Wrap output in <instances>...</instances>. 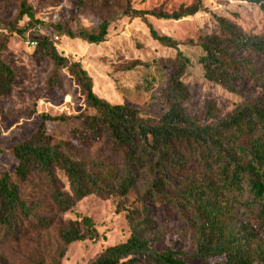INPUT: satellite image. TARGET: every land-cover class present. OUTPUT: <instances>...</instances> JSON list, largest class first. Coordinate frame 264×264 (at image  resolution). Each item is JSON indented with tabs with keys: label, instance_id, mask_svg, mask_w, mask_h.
<instances>
[{
	"label": "trees",
	"instance_id": "1",
	"mask_svg": "<svg viewBox=\"0 0 264 264\" xmlns=\"http://www.w3.org/2000/svg\"><path fill=\"white\" fill-rule=\"evenodd\" d=\"M109 1L78 0L77 15ZM239 1L264 13V0ZM123 3V17L143 20L154 41L177 52L170 86L163 94L168 108L155 119L139 109L109 103L95 93L94 81L80 61L61 55L49 35L39 40L35 54L54 66L49 84L60 86L59 73L65 71L77 83L86 110L73 118L44 115L47 122L67 123V138L57 139L42 126L11 150L13 172L0 168V264H12L13 254H20L22 264H63L71 245L101 239L91 218L64 217L90 196L125 197L142 183L144 202L170 205L185 223L191 250H157L151 239L157 223L144 206L131 218L129 239L106 248L88 264H264V80L263 96L242 103L227 116L220 117L210 104L189 119L177 100L186 94L180 79L190 61L179 50L180 43L155 31L148 17H194L204 11L203 1L172 13L136 10L130 0ZM217 22L227 37H206L201 63L206 79L225 87L240 74L241 64L231 54L245 48L261 51L264 44L247 38L226 19ZM37 24L46 25L35 19L24 0L13 21H0V29L26 37ZM110 25L111 19L105 18L96 29L50 26L61 36L100 45L108 40ZM6 50L0 43L2 99L13 96L19 76L3 61Z\"/></svg>",
	"mask_w": 264,
	"mask_h": 264
},
{
	"label": "rangeland",
	"instance_id": "2",
	"mask_svg": "<svg viewBox=\"0 0 264 264\" xmlns=\"http://www.w3.org/2000/svg\"><path fill=\"white\" fill-rule=\"evenodd\" d=\"M24 0H0V21H13ZM35 12V19L45 23L41 37L49 35L58 52L72 61H80L94 81V91L113 105H125L142 111L145 117L159 119L167 110L163 100L164 90L170 86L177 52L154 41L147 24L138 18L123 17V0H110L109 5L97 3L77 15L78 0H25ZM101 1V0H100ZM136 10L172 13L195 0H130ZM204 11L180 21L158 20L148 17V23L160 35L180 43L179 50L190 61L180 81L186 94L178 99L183 113L193 119L206 111L210 104L216 106L219 116L225 117L242 103L263 96L260 81L264 80V49L245 48L233 52L231 58L241 64L240 74L227 86L210 82L205 77L201 47L206 37L226 38L217 18L226 19L247 38L264 44V13L256 6L239 0H202ZM111 19L108 40L93 45L61 36L53 26L66 30L96 29L102 19ZM27 20L19 25L23 27ZM4 34L0 43L7 46L2 54L19 76L14 84L13 96L0 98V168L13 172L16 167L11 150L32 138L42 126L57 139L67 138V123L45 121L43 116L76 117L85 112L80 89L65 71H60L61 85H50L53 64L38 57L35 49L27 45V38ZM56 38H59V40ZM76 125V124H75ZM98 154L101 149H96ZM107 156L106 154H103ZM95 156V154H94ZM145 186L140 184L127 196L113 195L106 200L90 196L81 201L74 212L64 220L91 218L101 235L98 242L85 241L70 246L63 264H88L106 248L126 242L132 233V216L142 212L144 206L151 210L157 228L151 239L159 251L168 247L191 250L185 223L172 207L154 201H143ZM131 219V220H130ZM136 221L142 219L141 216ZM12 264H22L20 254L11 255ZM140 264V263H137Z\"/></svg>",
	"mask_w": 264,
	"mask_h": 264
},
{
	"label": "built area",
	"instance_id": "3",
	"mask_svg": "<svg viewBox=\"0 0 264 264\" xmlns=\"http://www.w3.org/2000/svg\"><path fill=\"white\" fill-rule=\"evenodd\" d=\"M42 31H43V28L41 27V25L37 24L26 33L27 45L30 48L35 49L38 45L39 40H42L44 38V37H41ZM57 39L58 38H56V40Z\"/></svg>",
	"mask_w": 264,
	"mask_h": 264
}]
</instances>
